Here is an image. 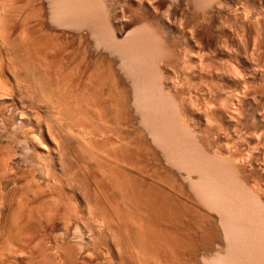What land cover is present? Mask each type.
I'll list each match as a JSON object with an SVG mask.
<instances>
[{
  "label": "bare ground",
  "instance_id": "obj_1",
  "mask_svg": "<svg viewBox=\"0 0 264 264\" xmlns=\"http://www.w3.org/2000/svg\"><path fill=\"white\" fill-rule=\"evenodd\" d=\"M16 13L21 20L15 19ZM15 20L20 21L19 54L10 39ZM0 30L8 46V69L16 80L40 83L46 101L34 98L54 108L48 110L51 120L37 100L30 109L22 106L8 114L2 93L10 79L4 89L0 85V264H25L20 257L29 234L43 231L60 212L68 214L63 206L71 199L75 206L82 200L94 216L109 214L107 234L114 233L121 220L118 205H131L132 215L126 212L129 206L124 210L132 221L125 216L119 223L129 251L141 254L140 264L145 255L161 257L158 264L164 259L170 264L264 263V0H0ZM177 61L180 75L174 68ZM211 78L217 85L207 86ZM72 118L84 129L80 134L85 145L94 147V153L101 150L96 157L100 170L92 166L91 172L85 166V176L79 165L74 172L69 163ZM9 125L13 132L22 129L19 135L26 130L21 150L37 156L45 179L41 182L49 192L33 178L38 170L33 155L30 160L27 153L22 157L18 149H6L12 146L8 140L13 141ZM98 137L101 142L94 144L100 149L92 143ZM23 141L18 140L19 145ZM90 150L86 152L93 153ZM28 162L34 168L31 181L29 169L23 170L30 168L24 164ZM94 171L101 172V181L95 182L101 183L91 186L96 178L89 183L86 179ZM22 173L31 189L20 184ZM85 188L94 196H86ZM74 208L69 213L79 212ZM99 217L93 238L85 240L103 239L99 220L104 217ZM126 221L143 236L132 232ZM134 236L144 246H134ZM7 239L16 241L15 246ZM6 250L12 251L9 259Z\"/></svg>",
  "mask_w": 264,
  "mask_h": 264
},
{
  "label": "rangeland",
  "instance_id": "obj_2",
  "mask_svg": "<svg viewBox=\"0 0 264 264\" xmlns=\"http://www.w3.org/2000/svg\"><path fill=\"white\" fill-rule=\"evenodd\" d=\"M16 14H17V13H16ZM17 16H18V14H17ZM17 16H16L15 19H18V18H19V20H21L20 17H19V16L17 17ZM19 20H15L14 25L12 24V26H13L12 29H13V30H11V32H12V31H14V32L11 33V35H10V36H11L10 39L12 40V42H14V43H13V48H12V50H15L16 52H17L16 49L19 48V50H20V48H21V43H19V44H20V47L18 46L19 44L17 43L18 41H20L19 38H21V35H20V33H21V32H20V21H19ZM16 21H17V22H16ZM15 23H16V24H15ZM0 31H1V30H0ZM0 34H1V35H0V58H1V59H0V70H1V71H0V72H1V73H0V76H1V77H0V79H1L0 81H4V80H5V79H4L5 76H6V78H7V79L3 82L4 84H2V82H1L0 85H1V86H2V85H7V83H8V79H10V80H9V83H8V85H7L6 87H5V86H2V87H3V88H2V87L0 86L2 89H4V87L6 88V89H4V92L2 91L1 88H0V89H1V91L3 92L2 94H3V97H4L5 101H6L5 106H6V108L8 107V110H7V111H8V114H11V115H12V113L14 112V110H15L16 108H17V109H16L17 112H19V109L21 110L22 106H24V108H25V106H27V107H29L28 109H30V107H32V106H36V105H34V103L31 102V101H33V100L35 101V100L38 99V98H37V99L34 98L36 95L39 96V98L42 96V94L40 93L41 90H39V88H38L41 84L39 83L38 86H37V84H36L34 81H32V79H31V81H30V80H29V81H30V82H34L35 85H34L33 83H29V82H28V83L30 84L29 87H28V86H27L28 83H25V82L28 81L27 78L24 77V79H26L27 81H26V80H25V81L22 80L23 77H22L21 79H19V80H16V79H18V77L16 76L15 72H14L13 70H10V69H12V68H9V69H8V64H9V62H8V60H7V53H8V51H6L7 48H5V46H7V45H5L4 41L2 40V39H4V38L1 39V37H3V36H2L3 33L1 32ZM16 37H17V38H16ZM16 39H17V40H16ZM2 41H3V42H2ZM2 43H3V44H2ZM48 43L51 44V42H48ZM49 44H47V45H49ZM4 45H5V46H4ZM15 46H16V47H15ZM17 46H18V47H17ZM36 46H37V50H38V47H39V46H38V45H36ZM49 46H50V45H49ZM7 47H8V46H7ZM4 48H5V49H4ZM35 48H36V47H35ZM12 50H11V51H12ZM19 50H18L17 53L14 51L15 54H19V53H20ZM34 50H35V49H34ZM37 50H35V51H37ZM6 52H7V53H6ZM12 52H13V51H12ZM4 60H5L6 62H5ZM7 63H8V64H7ZM179 63H180V62L177 61V63H176L177 67H176V65H175V67H174L175 70H176V72L178 73V74L176 73V75H180V72H179L180 67H178V66H180L181 63H180V65H179ZM181 67H182V65H181ZM181 69H182V68H181ZM2 70L4 71V73H2V72H3ZM5 71H6V73H5ZM10 71H13L14 73H12V72H10ZM5 74H7V75H5ZM11 74H12V75L15 74L14 77H13ZM2 75H3V76L5 75L4 78L2 77ZM11 76H12V78H11ZM15 76H16L17 78H16ZM9 77H10V78H9ZM19 78H20V77H19ZM213 78H214V77H213ZM20 80L24 81V83H23V82L20 83V82H19ZM210 80H211V81H210ZM210 80H209V79L207 80V83L209 82L208 84L206 83L207 86L212 87V86L217 85V83H215L216 81H214L215 78H214V80H212V78H211ZM17 81H18V82H17ZM212 81H213V83H212ZM205 82H206V81H205ZM16 83H17V84H16ZM18 84L20 85V88H21V89L19 88V85H18ZM11 85L13 86V88L15 87L14 90H13V88H12ZM16 85H18V86H16ZM21 85H22V86H21ZM31 85H33V86H31ZM26 86H27V88H26ZM30 86H31V87H37L38 91H37L35 88H34V89L32 88V90H31ZM22 87H23V88H22ZM41 87H42V86H41ZM9 88H10V90H9ZM18 88L21 90L20 92H19V89H18ZM29 88H30V89H29ZM28 89H29V90H28ZM40 89H41V88H40ZM8 90H9V91H8ZM22 90H24V91H22ZM25 90H27V91H25ZM35 90H36L37 92L34 93L33 91H35ZM1 91H0V94H1ZM7 91H8V93H7ZM31 91L33 92V94L31 93ZM39 91H40V92H39ZM12 92H13V93H12ZM22 92H23V93H22ZM29 92H30V93H29ZM226 92H227V90H226ZM26 93H27L28 95H27ZM227 93H228V92H227ZM5 94H9V95H5ZM21 94H22V95H21ZM29 94H30V95H29ZM38 94H39V95H38ZM24 95H25V96H24ZM32 95H33V96H32ZM5 96H6V97H5ZM9 96H11V97H9ZM7 97H9V98H7ZM13 97H14V98H13ZM33 98H34V99H33ZM42 98L45 100V98H44L43 96H42ZM6 99H7V100H6ZM13 99H14V101H13ZM43 99H40V101L37 100V101H35V102L37 103V105H39V103H40V106H41L40 108H41L43 114L46 115V117H47L48 114H49L48 117L50 118V117H51L50 114H52V113H51V111H48V110H53L54 108H53V109H50V104L48 105L47 102H46L47 105H46L45 102L42 104V100H43ZM44 100H43V101H44ZM7 101H8V102H7ZM29 101H30L31 103H33V104L29 103ZM45 101H46V100H45ZM16 102H17V103H16ZM22 102H23V103H22ZM12 104H13V105H12ZM22 104H23V105H22ZM7 105H9V106H7ZM11 105H12V106H11ZM43 105H44V108L42 107ZM18 106H19V108H18ZM47 106H48L49 108H48ZM11 108H14L13 111H12ZM45 108H46V109H45ZM44 109H45V110H44ZM16 110H15V112H16ZM43 110H44V111H43ZM47 111H48V112H47ZM53 111H54V110H53ZM15 112H14V113H15ZM49 112H50V113H49ZM11 115H10L9 117H11ZM48 117H47V119H48ZM9 119H11V118H9ZM50 120H51V118H50ZM75 120H76V119H75ZM75 120H74V118H72V120H71L72 122H71V124H70V128L73 129V130L70 129V131H69V133L71 132V133H70V137H69V139L71 140V139L73 138V136H74L73 140H71V141L73 142V144H74V145H72V146L74 147V150L72 149L71 153L74 152L73 154H76V155H72V154L70 153L71 156H70V155H69V156H70V157H73L72 159H74L73 162H74L75 164H72V161L70 162V160H72V159L69 160V163H71L70 166L73 165L72 168H73L74 172H78V171H75V170H77V169H75V168L79 165L77 168L80 169V167H81V168L83 169V170L80 169V170L82 171L81 173L79 172V173L81 174V176H82V175H83V172H86V171H84V170H85V169H84L85 166H89L88 168H90V170H91L92 166H93V167L95 166V167H94L95 170H100L101 166H99V169L96 168V167H98V165H100L99 162L97 163L98 160H96V157H97V158H98V157H101V156H100V154H101V153H100L101 150H100V152H99V150H98V152H99L100 154H99L98 152H95L96 155H97V156H96L95 153H94V149H92V148H94V147H87V146L85 145V142L83 141L84 139L82 138L83 135L80 134V133H82V132L84 131V129L82 128V125H81V124H77L78 122H76ZM9 121H10V120H9ZM75 123H76V124H75ZM11 124L13 125L12 120H11ZM76 125H81V126L78 127V126H76ZM10 126H11V125H9L7 128H9ZM73 126H74V127H73ZM74 128H75V129H74ZM80 128H81V130H80ZM8 130H9L10 132H7V133L13 138V141H14V142L11 141L12 139H9L8 141H10L11 144H10V142H8V143L6 144V146H7L8 144H10V145H12V146H9V145H8V147H6V149H8L9 147H11L10 149L13 148L14 151H15L16 149H18V150H16V151H17V152L19 151V153L22 154V157H23V155L27 153V152L24 153L25 151H24V150H23V151L21 150V149H24V148H22V147H24L23 145H25L24 142H25L26 138L24 139V137H25L24 135H26V132H25L26 130L24 131V129H23V131H24V133H25L24 135H19V133H17V131H18V132H21L22 129L20 130V129L17 128V131H16L15 129H13V130H15V132H13V131H12V126H11L10 129H7V131H8ZM19 130H20V131H19ZM78 130H79V131H78ZM82 130H83V131H82ZM72 132H73V134H72ZM7 133H5V134H7ZM11 133H12V134H11ZM15 133H17V134H15ZM22 133H23V132H21V134H22ZM83 133H84V132H83ZM95 133H96V132H95ZM97 133H98V132H97ZM97 133H96V134H97ZM13 134H14V135H13ZM77 134H80V135L77 137ZM96 134L94 135V137H96V136L98 135V134H97V135H96ZM9 135H8V136H9ZM12 135H13L15 138L19 135L17 138H18L19 142H22L23 139H24L23 143H22V144L20 143V145H19V142H18L17 138L15 139ZM15 135H16V136H15ZM10 136H9V137H10ZM22 136H24V137H22ZM71 136H72V137H71ZM80 136H81V137H80ZM20 139H22V141H21ZM74 139H75V140H74ZM97 139H98V140H97ZM97 139H96V138L93 139V140H95V141H92V143H93V144H94V142H95V144H96V142L99 143L100 138L98 137ZM16 140H17V141H16ZM77 140H78V142H77ZM71 141H70V142H71ZM81 141L83 142L84 145L81 143ZM79 142H80L82 145H80ZM100 142H101V140H100ZM12 143H13V144H12ZM92 143H91V144H92ZM14 144H15V146H14ZM93 144H92V145H93ZM95 144H94V145H95ZM75 145H76V147H75ZM77 145H78V146L80 145L81 147H80V146L78 147ZM94 145H93V146H94ZM96 145H98V144H96ZM96 145H95V148L98 149L99 146H96ZM20 146H21V147H20ZM83 146H84V147L86 146L87 149H84ZM15 147H16V148H15ZM14 148H15V149H14ZM80 149H81V150H80ZM90 149L93 150L94 155H93V153H91V154L95 157V159H94L93 156L90 154V152H88ZM97 149H95V151H97ZM99 149H100V148H99ZM8 150H9V149H8ZM25 150H27V149L25 148ZM28 150H30V149H28ZM86 150H88L87 152L91 155V157H90L89 154H88L89 156H86V155H87ZM92 150H90V151L92 152ZM5 151H7V150H5ZM22 152H23V153H22ZM28 152H30V154L33 155V157H32V155H30L29 153H27L28 156L30 155V156L34 159V164H37V168H36V169H38V167H39L38 163H39V162H37V156H36L35 154L31 153V152H33L32 150H30V151H28ZM76 152H77V153H76ZM85 152H86V153H85ZM84 153H85V154H84ZM20 154H18V155L20 156ZM27 154H26V155H27ZM81 154H82V155H81ZM98 154H99V156H98ZM34 155H35V157H34ZM19 156H18V157H19ZM30 156H29V157L25 156V157H27V158H29L30 160H32V159L30 158ZM70 157H69V158H70ZM84 157H87V158H84ZM83 158H84V159H83ZM89 158L92 159V160L89 161V160H90ZM75 159H76L77 161H76ZM88 159H89V160H88ZM93 159H94V161H93ZM35 160H36V162H35ZM85 160H87V161H86L87 163L85 162ZM99 160H101V158H99ZM30 162H33V161H30ZM46 162L48 163V161H46ZM66 162L68 163V160H67ZM82 162H83V163H82ZM95 162H96V163H95ZM69 163H68V164H69ZM24 164H27L26 166L30 167V163H29V162H28V163H24ZM83 164H84V165H83ZM74 165H75V166H74ZM31 166H35V165H31ZM31 168H32V167H30V168H24L23 170L26 169V170L28 171V169H29L28 173H29V172L31 173V172H33L32 170L34 169V168H32V170H31ZM88 168H86V170H87ZM94 168H93V169H94ZM36 169H35V170H36ZM79 169H78V170H79ZM93 169H92V170H93ZM30 170H31V171H30ZM35 170H34V171H35ZM80 170H79V171H80ZM92 170H91V172H93ZM38 171H39V169L35 172V173H37V174L34 173V176H35V175H36V176L38 175ZM88 171H89V169H88ZM88 171H87V172H88ZM22 172H23V171H22ZM24 172H25V171H24ZM97 172H98V171H97ZM97 172L94 171V173H92V174H93V177H92V174H91L90 172H89L90 174H89L88 176L91 175V177H89V178H88L87 176L85 177V178H88V179H86V180H87V183L90 182V181L88 182V180H89L90 178H91L92 180H93L94 178H96V180H95L94 182H92V180L90 179L92 183H89V184H91V186H92L93 183H95V182L97 181V179H98L99 177H100V179H101V176H100V175H101V172H100V171L98 172L99 175L97 174ZM30 173L27 175V172H25V174H26L28 177H27L24 173L21 174V175H22V180H20V184L22 183V184L24 185V183H25V184L27 185V184L29 183V181H31V178H32V177H30V176H33V175H30ZM79 173H76V174L74 173V175H77V176L79 177V176H80ZM95 173H96L97 175L94 177V174H95ZM41 175H42V173H41ZM41 175H40V171H39V175L37 176V178H38V180H40V181L37 180L36 176H35V177L33 176V178H34V180L36 179L37 182H39V183H43V184H44L45 182H41V181H45V179H44V177L41 176ZM85 175H86V173H84L83 176H85ZM24 176H26L27 178L30 177V178L28 179V180H29L28 182H27V178H26V177H25L26 180H25V178H23ZM20 178H21V176H20ZM40 178H42V179H40ZM85 178H84V179H85ZM43 179H44V180H43ZM100 179H98V180H100ZM24 180H25L26 182H25ZM32 180H33V179H32ZM100 181H101V180H100ZM98 182H99V181H98ZM100 183H101V182H100ZM100 183H95V184L97 185V184H100ZM31 184H32V183H30V186H31ZM43 184H42V187H44V188L47 190V189H48L47 186H46L45 184H44V185H43ZM263 185H264V183H263ZM21 186H22V185H21ZM24 186H25V185H24ZM30 186H29V184H28V187H29V188H28V187H27V188H28V189H31ZM45 186H46V187H45ZM93 186H95V185L93 184ZM22 188H25V187L22 186ZM44 188H42V189H43V191L46 192V190H44ZM263 188H264V186H263ZM85 189H87V188H85ZM85 189L82 190V192L85 193V195H86V194L88 195L89 192H90L89 195H93V194L91 193L92 190L89 191V189H87V192H88V193H86ZM21 190H22V189H21ZM26 190H27V189L25 188V192H28V191H29V190H28V191H26ZM48 190H49V189H48ZM48 190H47V192H49ZM23 191H24V190H23ZM84 191H85V192H84ZM92 192L94 193V191H92ZM10 194H11V191H10ZM10 194H9V195H10ZM82 195H84V194H82ZM85 195H84V196H85ZM87 195H86V196H87ZM86 196H85V198L87 199ZM93 196H94V195H93ZM10 197H11V195H10ZM89 198L91 199L92 196L89 197ZM89 198H88V199H89ZM71 200H72V199H71ZM71 200L69 201L68 204H66V200H65V205H64V206L62 205L64 209L67 208L66 210H68V214H67V211H65L66 214H62V213H64V211H63L64 209H61V206H60V210H62L63 212H60L61 214L59 213L60 215H59L58 217L56 216L57 218L55 217L54 220L51 221V223L54 222V224L49 223V224H50L49 226L52 225V226H51L52 229H51V227L49 228V226H48L47 228H48L49 230H48L47 228H45V229H44L45 231H44V230L42 231V229H41V231H42V235H40V234H41V231H39V233H37L38 231L36 232V234H38V235H36L35 233H30V234H29V235H31L32 237H33L32 234H34L35 236H37V237H35L37 240L40 239L41 242L44 241V243H40V242H39L40 240H39V241H36V239H33L34 237L32 238V237L30 236V237H31V238H30V237L28 236V238H30L31 240H35V242H34V241L31 242L30 239H29V242H31V243H29V242L27 241L28 239L26 238V239H27V240H26V241H27L26 246H27V247L29 246V247H28V249H26L27 247L24 249L27 253L24 252V251H22L23 254L21 255L22 257H20V260H22V261L24 260L25 264H27L26 262H28V261H29V262H28L29 264H31V263H32V264H40L41 262H42L41 264H43V263H44V264H59V263H58V260H59V262H61L62 264H65V263H66V264H76V263H77V264H81V262H82V263L85 262L84 264H96L97 262H98L97 264H102V263H103V264H105V263H106V264H113V261H114V264H115V263H116V264H140V262L138 263V259H139V257H141V256H139V255H141V254L138 253L139 255H137V254H136L137 252H136V251H135V252L133 251L134 249H132V250L129 251V248H128L127 246H130V245L127 244V246H126V243H127V242H124L125 239H126V235L124 234L125 231H124V230L122 231V229H121V227H120V225L122 224V223H121V224L119 223V220H120V219L118 220V225H116L118 228L115 227L114 230H112V231H114L115 234H114L113 232H111L110 234H107V232H108V231H107V230H108V229H107V226H108V225H107V224H104V222H106V220H107V218H108V217H107V218L105 219V217L108 216L109 214H108V215L104 214V216H100L101 218L104 217V219L102 218L101 221L99 220V222H101V224H104V225H103V226H104L103 228H106V229H104L105 231L102 230V229H103L102 227H101V230H100V234H103V235H104V236H103V235L101 236L103 239L99 240V242L85 240L84 238H89V237H90L89 239L93 238V235H94V229L97 228L96 225L99 226L98 223H97L96 225H94V224L96 223V221H97V219H98L99 216H97V215L95 214V215L97 216V217H96V216H94V213L91 214V213H90L91 210L88 209L87 205H86L84 202H83V204H82V200L77 201V205H78V206H77V205H76V206L74 205V203H76L75 200H74L75 202L73 201L74 203H72ZM67 201H68V200H67ZM62 202H63V204H64V201H62ZM78 202L81 204L82 207L79 206L80 204H78ZM123 203H124V204H123ZM123 203H122V205H124V206H122V207H121L120 205H118V208H119V209H123L122 211L119 210V211H120L119 214H121V213H122V214L125 213L126 215L124 214V216H123V215L121 214V216H122L123 218L126 216L124 219H126V220H127V219H128V220H131V219H129V218L127 217V213H126V212H129L128 214H131V213H132V212H131V211H132L131 205L128 204V206H129L130 208L127 209V208H128V206L126 205L127 203H125V202H123ZM60 204H62L61 201H60ZM71 204H72V207H73V206L76 207V208H74V209H78V208H79V209H78L79 212H78V211L75 212V210L73 211V209H72L73 212H72V213H69V212L71 211V208H72V207L69 208L70 211H69L68 207H70ZM125 205H126V208H125V209H127L126 212H125V210H124ZM65 206H66V207H65ZM67 206H68V207H67ZM120 207H121V208H120ZM81 208H82V209H81ZM86 208H87V209H86ZM83 209H84V210H83ZM85 209H86V210H85ZM88 211H90V212H88ZM123 211H124V212H123ZM89 213H90V214H89ZM72 214H73V216H72ZM69 215H70V216H69ZM76 215H77V217H76ZM80 215H81V217H80ZM131 215H132V214H131ZM90 216H91L92 218H91ZM128 216H129V215H128ZM61 217H62V218H61ZM65 217H67V218H65ZM79 217H80V218H79ZM100 217H99V218H100ZM119 217H120V215H119ZM122 217H121V220H120V221H121V222H125V221H122V220H123ZM129 217H131V216H129ZM72 218H73V220H72ZM90 218L92 219V221H91ZM96 218H97V219H96ZM101 218H100V219H101ZM131 218H132V217H131ZM11 219H12V218H10V220H11ZM55 219H58V220L56 221ZM63 219H64V220H63ZM70 219H71V221L69 222ZM79 219H80V220H79ZM93 219H94V220H93ZM95 219H96V221H95ZM108 219H109V218H108ZM43 220H44V219H43ZM43 220H42V221H43ZM11 221H12V220H11ZM44 221H45V220H44ZM59 221H60V222H59ZM65 221H66V222H65ZM90 221H91V222H90ZM93 221H94V222H93ZM131 221H132V220H131ZM131 221H128V222L126 221V222H127V226L129 225L128 223H130V224L132 223ZM67 222H68V223H67ZM89 222H90V224H89ZM102 222H103V223H102ZM106 223H109V221H107ZM87 224H88V225H87ZM116 224H117V223H116ZM124 224H125V223H124ZM124 224H123V225H124ZM105 225H106V226H105ZM132 225H133V224H131L130 227H131V229H132V227H133L134 230H131L129 227H128V228H125V227H127L126 225H124L125 227H124V226H123V227L125 228V230H127V229L129 230V229H130L132 232L136 231V232H134V233L138 236L139 232H138V234H137V230H135L136 228H134V225H133V226H132ZM55 226H56V227H55ZM65 226H66L67 228H66ZM88 226H89V227H88ZM121 226H122V225H121ZM68 227L70 228V230H69ZM78 227H79V228H78ZM87 227H88V228H87ZM95 227H96V228H95ZM123 227H122V228H123ZM89 228L91 229V231H90ZM93 228H94V229H93ZM119 228L121 229V231H119V230H120ZM46 229H47L48 231H47ZM50 229H51V230H50ZM67 229L69 230V232H67V231H68ZM76 229H77L79 232H78ZM88 229H89V230H88ZM97 229H98V228H97ZM115 229H116V231H115ZM66 230H67V231H66ZM80 230H81V231H80ZM88 231H89V232H88ZM101 231H102V232H101ZM106 231H107V232H106ZM33 232H35V231H33ZM60 232H61V234H60ZM77 232H78V233H77ZM81 232H82V233H81ZM85 232H86V233H85ZM90 232H91L92 234H91ZM118 232H120V233H118ZM122 232H123V233H122ZM44 233H47L46 236L43 235ZM67 233H68V234H67ZM134 233H133V235H134ZM50 234H51V235H50ZM85 234H86V235H85ZM113 234H114V235H113ZM79 235H80V236H79ZM81 235H83V236H81ZM115 235H116V236H115ZM119 235H120V236H119ZM139 235H140V234H139ZM41 236H43L42 239L39 238V237H41ZM74 236H75V238H74ZM106 236H109V237H106ZM121 236L123 237L122 240H121V238H122ZM140 236L142 237L143 235H140ZM9 237H10V236H9ZM54 237H55V238H54ZM72 237H73L74 239H72ZM81 237H82V238H81ZM119 237H120V238H119ZM124 237H125V239H124ZM46 238H47V239H46ZM77 238H79V239H77ZM80 238H81L82 240H80ZM118 238H119V239H118ZM137 238L139 239V241H137V242H139V244H141V245H139V244L136 242V240H135L136 237H135V236L133 237V239L135 240L133 245L136 246V245L138 244L137 247L144 246V245H142V242L140 241V237H137ZM10 239H12V237H11ZM10 239H7L8 242H10ZM45 239H46V240H45ZM106 239H107V240H106ZM114 239H115V240H114ZM50 240H51V241H50ZM63 240H64V241H63ZM76 240H77V241H76ZM78 240H80V241L78 242ZM83 240H84V241H83ZM117 240H118V241H117ZM141 240H142V239H141ZM12 241L14 242V239H12ZM24 241H25V240H24ZM24 241H23V242H24ZM26 241H25V242H26ZM47 241H48V242H47ZM55 241H56V242L58 241L57 244H56ZM59 241H60V242H59ZM70 241H71V242H70ZM101 241H102V242H101ZM113 241H114V244H113ZM115 241H116V242H115ZM119 241H121V242H119ZM142 241H143V240H142ZM13 242H10V243H11V245H14V246H15L16 241H15V243H13ZM38 242H39V243H38ZM50 242H51V244H50ZM69 242H70V243H69ZM76 242L78 243V245H76V244H77ZM82 242H84L85 244L82 243ZM86 242H87V243H86ZM89 242H91V243H89ZM6 243H7V241H6ZM10 243L8 244V247H7V248H10V247H9V246H11ZM36 243H37V244H36ZM99 243H100L101 245H100ZM115 243H116V244H115ZM135 243H136V245H135ZM24 244H25V243H24ZM27 244H30V245H27ZM38 244H39V246H38ZM62 244H63V245H64V244H67V245H65V246H67L66 249L63 247V248H64V250H63V248H62L63 245H62ZM71 244H73V245H71ZM93 244H95V245H93ZM104 244H105V245H104ZM124 244H125V245H124ZM48 245H49V247H50V250H49V248H47ZM50 245H51V246H50ZM57 245H62V246H60V248L62 249V252L65 251V250H67L66 253L68 252V254H66L65 252L62 253L61 250H60V248H56ZM75 245H76V246H75ZM84 245H85V246H84ZM89 245H90V246H89ZM107 245H108L110 248H109ZM116 245H118V246H117L118 248L115 247ZM119 245H120V250H119ZM122 245H124V246H122ZM5 246H7V245L5 244ZM37 246H38V247H37ZM40 246H41V247H40ZM53 246H55V247H53ZM68 246H70V248H69ZM71 246H74V247L71 248ZM81 246H83V249H82ZM88 246H89V247H88ZM92 246H93V247H92ZM96 246H97L98 248H97ZM105 246H107V247L105 248ZM39 247H40V248H39ZM57 247H58V246H57ZM77 247H78V248H77ZM213 247L216 248V246H213ZM218 247H219V246H218ZM46 248H47V249H46ZM55 248H56V249H55ZM67 248H69V249H67ZM76 248H77V249H76ZM80 248H81V249H80ZM86 248H87V250H86ZM101 248H103L104 250L101 249ZM112 248H113V249H112ZM116 248L118 249L117 251H116ZM124 248H125V249H124ZM127 248H128V251H129V252L127 251ZM51 249H53V250H51ZM94 249H95V250H94ZM106 249H107L108 251H107ZM27 250H28V251H27ZM56 250H57V253H55ZM68 250H69L70 252H69ZM71 250H72V251H71ZM111 250H112V251H111ZM124 250H125V251H124ZM6 251H7L6 254H8V256H7L5 253H4L3 255H6V256H7V259L11 258L10 255L12 256V254H11L12 251H10V252H8V250H6ZM100 251H101V252H100ZM118 251H120V253H119ZM138 251H140V250H138ZM200 251H201V252H200ZM28 252H29V253H28ZM48 252H49V253H48ZM53 252H54V253H53ZM59 252H60V253H59ZM71 252H72V254L75 253L74 256H72ZM77 252H78L79 255L76 254ZM81 252H82V253H81ZM92 252H93V253H92ZM104 252H105V253H104ZM109 252H111V253L108 254ZM198 252L201 254L202 252H204V250H202V248H201ZM9 253H10V255H9ZM24 253L26 254V256L24 255ZM30 253H33V254H30ZM39 253H40V254H39ZM41 253H42V254H41ZM43 253H44V254H43ZM47 253H48V254H47ZM51 253H52L53 255H52ZM61 253H62V254H61ZM64 253L67 255V257H66V255L64 256ZM96 253H97V254H96ZM103 253H104V254H103ZM118 253L120 254V256H122V258L119 256ZM129 253H131L130 256H129ZM133 253H135V256H134ZM45 254H46V255H45ZM58 254H59V256L61 255L62 258H61V256H60L59 259H58V258L56 257V256H58ZM29 255H31L32 258H31V256H29ZM50 255H51V256H50ZM89 255H90V256H89ZM91 255H92V256H91ZM97 255H98L99 257H98ZM104 255H105V256H104ZM131 255H132V257H131ZM136 255H137V256H136ZM24 256H25V257H24ZM43 256H44V257H43ZM52 256L55 257L56 259L53 258ZM77 256H78V257H77ZM83 256H84L85 258H86L87 256H89L90 258L87 257V259H85ZM3 257H5V256H3ZM26 257H27V259H25ZM29 257H30L31 259H30ZM47 257H50V258H47ZM63 257H65V258H63ZM68 257H69V258L72 257V258L69 259ZM91 257H92L93 260L91 259ZM93 257H94L95 259H94ZM97 257H98V258H97ZM104 257H105V258H104ZM129 257H130V258H129ZM133 257H134V258H133ZM135 257H136V258H135ZM167 257H168V256H166V258H167ZM41 258H42V259H41ZM46 258H47V259H46ZM60 258H61V261H60ZM77 258H78V260H79L80 263L77 262V261H78ZM120 258H121V259H120ZM137 258H138V259H137ZM146 258H148V260H149V261H148V264H150L149 262L152 261L151 258L154 260L155 263H157V262L159 263V261H158L159 259L162 260V258L160 257V258H158V259L156 258V259H157V261H156L155 257H152V256H150V255H149V257H147V255H145V256H144V259H146ZM163 258H164V257H163ZM29 259H30V260H29ZM51 259H52V260H51ZM62 259H65V260H66L65 263H64V260H63V262H62ZM135 259H136V260H135ZM144 259H143L144 263H143V261H142L141 264H142V263H143V264L146 263L147 259H146V260H144ZM168 259H169V258H168ZM36 260H37V261H36ZM38 260H39V261H38ZM42 260H43V261H42ZM44 260H45V261H44ZM71 260H72V261H71ZM91 260H92V261H91ZM103 260H104L105 262H104ZM122 260H123V261H122ZM124 260H126V261H124ZM161 260H160V261H161ZM164 260H165V259H164ZM164 260H163V263H164V264H165V262H166L167 264H170V263H171V261H170V262H169V261L167 262V259H166L165 262H164ZM88 261H89V263H88ZM110 261H111V262H110ZM121 261H122V262H121ZM130 261H131V262H130ZM139 261H141V259H140ZM33 262H34V263H33ZM45 262H46V263H45ZM91 262H92V263H91ZM129 262H130V263H129ZM152 263H153V261H152ZM152 263H151V264H152ZM158 263H157V264H158ZM146 264H147V263H146ZM263 264H264V263H263Z\"/></svg>",
  "mask_w": 264,
  "mask_h": 264
}]
</instances>
